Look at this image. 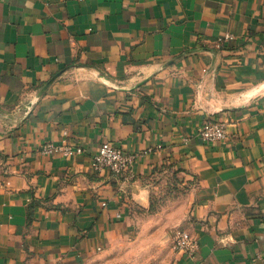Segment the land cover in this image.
Returning <instances> with one entry per match:
<instances>
[{"label": "crops", "instance_id": "obj_1", "mask_svg": "<svg viewBox=\"0 0 264 264\" xmlns=\"http://www.w3.org/2000/svg\"><path fill=\"white\" fill-rule=\"evenodd\" d=\"M63 139L84 153H39ZM105 141L132 179L90 167ZM165 162L199 242L169 264H260L264 0H0V264H110Z\"/></svg>", "mask_w": 264, "mask_h": 264}, {"label": "rangeland", "instance_id": "obj_2", "mask_svg": "<svg viewBox=\"0 0 264 264\" xmlns=\"http://www.w3.org/2000/svg\"><path fill=\"white\" fill-rule=\"evenodd\" d=\"M179 169L165 162L153 168L145 179L148 205L137 211L133 230L117 242L110 264H169L173 259V238L188 209V186Z\"/></svg>", "mask_w": 264, "mask_h": 264}, {"label": "built area", "instance_id": "obj_3", "mask_svg": "<svg viewBox=\"0 0 264 264\" xmlns=\"http://www.w3.org/2000/svg\"><path fill=\"white\" fill-rule=\"evenodd\" d=\"M230 35H225L217 41V46L228 40ZM63 135L66 132L63 131ZM196 136L205 144L211 145L223 141L226 137L225 125L222 121L216 119H207L202 123ZM42 155H61L63 157H74L84 153L81 146L70 145L62 140L61 143L46 142L38 148ZM135 155L123 151L110 142H102L98 145L93 154L90 167L94 171L108 170L114 176H124L130 180L134 177L133 165ZM105 206V202L101 203ZM199 248L198 239L192 236L188 231L178 230L173 238V250L182 252L190 257H194ZM260 264H264V259H260Z\"/></svg>", "mask_w": 264, "mask_h": 264}]
</instances>
